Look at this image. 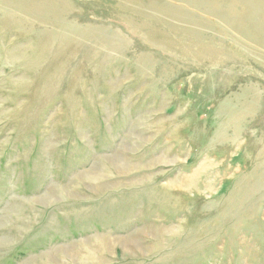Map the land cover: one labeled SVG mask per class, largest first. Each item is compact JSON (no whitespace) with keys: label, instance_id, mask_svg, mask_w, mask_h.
<instances>
[{"label":"rangeland","instance_id":"1","mask_svg":"<svg viewBox=\"0 0 264 264\" xmlns=\"http://www.w3.org/2000/svg\"><path fill=\"white\" fill-rule=\"evenodd\" d=\"M257 4L0 0V264H264Z\"/></svg>","mask_w":264,"mask_h":264},{"label":"bare ground","instance_id":"2","mask_svg":"<svg viewBox=\"0 0 264 264\" xmlns=\"http://www.w3.org/2000/svg\"><path fill=\"white\" fill-rule=\"evenodd\" d=\"M247 2V1H246ZM237 3V2H236ZM241 3V2H240ZM243 3V2H242ZM241 3V4H242ZM252 3V2H251ZM258 3L259 4H257V6H259V8H261V9H264V4H263V2H262V0H258ZM261 3V4H260ZM237 4H239V3H237ZM246 4V3H245ZM248 4V3H247ZM244 7V6H243ZM233 8V7H232ZM247 8V7H246ZM256 8V7H255ZM254 8V9H255ZM231 9V8H230ZM241 11V10H240ZM236 12V11H235ZM234 13V12H233ZM249 12H245V13H243L246 17L247 16H249V14H248ZM231 14V13H230ZM253 15H256L257 17H259L260 19H261V22L262 23H264V12H260V10H259V12H255ZM232 16V15H231ZM241 17V16H240ZM253 21H255V20H253ZM252 21V22H253ZM246 24V23H245ZM255 24H256V22H255ZM259 25V24H258ZM256 29V28H255ZM258 32V31H257ZM261 44H263V43H261ZM254 51V50H253ZM264 56V55H263Z\"/></svg>","mask_w":264,"mask_h":264}]
</instances>
